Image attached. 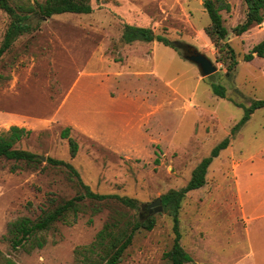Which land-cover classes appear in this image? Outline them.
Masks as SVG:
<instances>
[{
    "label": "rangeland",
    "instance_id": "obj_1",
    "mask_svg": "<svg viewBox=\"0 0 264 264\" xmlns=\"http://www.w3.org/2000/svg\"><path fill=\"white\" fill-rule=\"evenodd\" d=\"M44 1L9 3L38 11ZM227 1L230 8L221 14L237 59L230 71L216 60L204 31L209 18L203 0H91L87 14H29L28 29L0 57L5 77L0 79V132L11 125L30 130L15 146L40 162L0 160L1 255L16 264H98L97 254L85 248L112 213L124 211L139 220L153 215L156 223L135 233L118 264H170L163 253L173 241L172 215L163 206L149 214L146 205L187 183L194 167L243 116L236 103L264 99V57L243 59L264 37V21L234 34L245 4ZM11 20L0 8V45ZM124 23L150 27L176 49L156 40L125 43ZM188 44L217 70L202 76L183 57ZM142 49L147 58L133 61ZM211 84L222 85L226 96L215 95ZM107 89L114 98L107 97ZM65 126L78 143L74 157L60 136ZM47 157L70 162L94 192L134 198L137 207L86 199L77 215L37 233L42 247L27 251L26 242L13 249L7 232L11 221L36 220L43 210L83 191L73 174L50 165ZM179 227L180 243L192 257L185 264H264V107L213 158L205 184L182 198Z\"/></svg>",
    "mask_w": 264,
    "mask_h": 264
},
{
    "label": "trees",
    "instance_id": "obj_2",
    "mask_svg": "<svg viewBox=\"0 0 264 264\" xmlns=\"http://www.w3.org/2000/svg\"><path fill=\"white\" fill-rule=\"evenodd\" d=\"M91 0H45L44 3L38 4V11L31 5L29 6H12L9 0H0V8L12 16V20L8 24L2 43L0 45V57L7 51L15 39L24 33L29 23L25 22L29 18V14L37 12L41 17H51L54 14L65 12L71 13H90L92 12ZM245 4L244 19L232 27V32L240 35L246 32L250 27L261 24L264 21V0H243ZM203 6L207 12L209 23L205 26L204 31L216 48V60L221 62L228 71L232 70L237 64L236 52L231 46L228 37V29L223 24L221 11L229 10L230 4L227 0H205ZM17 9L20 10L19 13ZM229 38V37H228ZM122 40L125 43L134 41H158L166 46L176 49L174 43L163 35L155 34L152 28L138 26L134 24L124 23L122 30ZM257 57H264V37L257 42L249 52L243 55L245 61H250ZM5 78L0 73V79ZM8 78V76L6 77ZM212 92L219 96L225 97V88L220 84L210 85ZM236 105L244 108L243 116L231 127L230 134L217 143L210 152V155L201 159L194 167L187 183L179 189H169L160 196L162 206L172 215V231L173 241L171 247L163 253L170 264H185L192 261L191 255L182 247L181 233L179 227V210L181 200L185 194L191 190L202 187L206 182L207 169L213 158L217 157L220 150L225 149L230 139L239 131L241 126L250 118L251 114L258 108L264 107V99H253L245 106L240 103ZM70 126H65L60 136L67 140L69 154L74 157L78 143L70 135ZM30 130L18 125H11L7 130L0 132V160L2 158L22 161L26 164H36L40 159L33 152L18 148L15 146L17 142L28 135ZM47 163L57 167L66 168L73 176H75L83 191L77 195L65 199L53 209L43 210L41 215L33 220L30 217H20L8 224V240L13 249L25 247V243H29V249L34 247H42V240L37 233L49 229L56 221H65L68 214L77 215L80 212L81 202L89 199L96 201L115 200L118 204L126 209H134L137 207V201L134 198L120 196L118 194L97 193L83 182L77 169L68 161L47 157ZM157 162L158 159H155ZM156 221L155 216L149 215L143 220L132 219L126 212H114L105 221L102 227L97 231L93 242L85 249L88 252H95L98 256V264H118L122 260L125 250L131 245L135 233L141 229L150 230L154 227ZM0 264H16L11 258L0 254Z\"/></svg>",
    "mask_w": 264,
    "mask_h": 264
},
{
    "label": "water",
    "instance_id": "obj_3",
    "mask_svg": "<svg viewBox=\"0 0 264 264\" xmlns=\"http://www.w3.org/2000/svg\"><path fill=\"white\" fill-rule=\"evenodd\" d=\"M204 1L205 0H203V2ZM224 40L227 41L228 37H225ZM186 47L187 50L183 57L195 63L198 66L202 76L210 75L217 70V67L214 62L207 58L203 53L199 52L196 48L189 44L186 45ZM41 159L44 160L45 157H41ZM146 207L148 209L149 214H154L156 212L161 211L162 205L160 197L147 204Z\"/></svg>",
    "mask_w": 264,
    "mask_h": 264
},
{
    "label": "crops",
    "instance_id": "obj_4",
    "mask_svg": "<svg viewBox=\"0 0 264 264\" xmlns=\"http://www.w3.org/2000/svg\"><path fill=\"white\" fill-rule=\"evenodd\" d=\"M132 43V42H131ZM156 44V43H155ZM145 49V48H144ZM151 50L152 49H150V52H151ZM143 57H145V58H147V54H146V52L144 53V50L142 49V50H140L139 51V53L136 55V57H135V59H132L133 61H137V59H139V58H143ZM135 75H140L139 74V72H136V74ZM105 94H107V97L108 98H114V95L111 93V92H109V89H107V90H105ZM220 154V153H219ZM219 156V155H218ZM217 156V157H218ZM250 170V169H249ZM249 175L251 176V178H252V171L250 170L249 172ZM239 175V174H238ZM236 184H237V188H238V190H239V186H240V181H239V179H238V177H237V182H236ZM240 191V190H239ZM260 215H255V217L257 218V217H259Z\"/></svg>",
    "mask_w": 264,
    "mask_h": 264
}]
</instances>
